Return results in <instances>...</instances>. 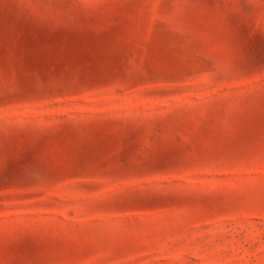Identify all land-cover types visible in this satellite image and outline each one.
<instances>
[{"label": "rangeland", "instance_id": "1", "mask_svg": "<svg viewBox=\"0 0 264 264\" xmlns=\"http://www.w3.org/2000/svg\"><path fill=\"white\" fill-rule=\"evenodd\" d=\"M0 264H264V0H0Z\"/></svg>", "mask_w": 264, "mask_h": 264}]
</instances>
